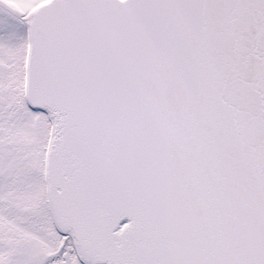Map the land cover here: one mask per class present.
I'll return each mask as SVG.
<instances>
[{
	"label": "snow or ice",
	"instance_id": "obj_1",
	"mask_svg": "<svg viewBox=\"0 0 264 264\" xmlns=\"http://www.w3.org/2000/svg\"><path fill=\"white\" fill-rule=\"evenodd\" d=\"M0 264H264V0H0Z\"/></svg>",
	"mask_w": 264,
	"mask_h": 264
}]
</instances>
